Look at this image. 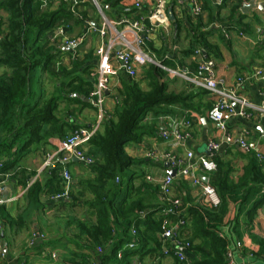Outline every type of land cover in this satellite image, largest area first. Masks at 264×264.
<instances>
[{"label":"crops","instance_id":"0c3cea01","mask_svg":"<svg viewBox=\"0 0 264 264\" xmlns=\"http://www.w3.org/2000/svg\"><path fill=\"white\" fill-rule=\"evenodd\" d=\"M1 1V0H0ZM44 1L41 10L58 9L61 6L71 7L77 14V18H71L68 24L62 23L56 30L46 33L49 45L55 46V60L62 61L63 65L71 69V60L77 57L83 61V66L77 69L76 73L88 72L85 75L88 80L95 83L92 72L95 69L98 57L95 49L102 42L98 32L87 27L86 22L101 27L104 21L118 22L125 18H138L147 15L155 6L156 0H145L140 9L134 7L133 0H38ZM96 1V2H95ZM168 8L173 9V19L167 29L157 28L149 35L148 49L160 50L167 46L172 55L166 67L186 73L191 78L201 76L199 62L202 58H212L215 61L216 78L222 88L233 90L247 102L255 106L261 105L264 100V79L250 78L238 86L239 77H245L261 68L264 72V0H201L203 11L194 15L189 0H167ZM249 5V7L244 5ZM170 18V17H169ZM8 15L5 10L0 9V21L6 24ZM65 23V24H64ZM3 24L2 28H5ZM3 36V34H1ZM81 38L83 41L73 51L69 47H60L63 37ZM173 37H176L174 43ZM151 50V49H149ZM192 50L185 54L184 51ZM197 50L201 54L196 53ZM159 61V60H158ZM161 62V61H160ZM6 71V67L0 64V74ZM167 80L169 91L184 93L187 96L185 104H172L163 107L164 112L160 114H149L145 123L152 126L151 133L146 135L140 143H129L125 146L126 152L133 158L139 160V164L131 167V172L136 175L133 181L135 186L142 183L157 188L158 191L144 190L145 199L150 202L165 203L161 197V181L164 177V166L145 157V152L151 149H165L159 133L165 125V119L174 117H185L192 121V138L186 147H176L181 154L187 149L194 152V160L208 154L207 143L210 140L221 142L217 155H223L234 161L236 168L235 176L240 173L241 168L248 163V158L242 153L237 142L228 144L225 142L227 135L233 136L236 140L245 135L249 141L257 145L256 155H261L264 160V114L254 111L252 117H233L225 128L213 121L208 116V110L217 100V95L211 91L198 86L192 81L175 75L168 70ZM143 69L139 71L135 79H139ZM38 75V71L36 72ZM124 71L120 70L117 77L111 82V90L107 92L105 99V116L113 112L116 104L118 90L123 80H130ZM145 85V83H142ZM52 84L45 80V87ZM53 90V85H52ZM49 92L50 90L47 89ZM76 95V94H74ZM89 98L87 99V101ZM238 108L239 105L235 104ZM61 116L67 122L79 126L91 127L97 122V109L95 107L81 108L77 103H60ZM73 110L66 114L65 111ZM101 126L99 130H101ZM71 131H69L70 133ZM58 136L49 139V143L41 146H33L25 151L19 159L18 164L8 170L9 179L3 191L6 206L14 219L23 216V221L16 226L4 225L0 219L2 239L5 257H0V264H75L81 262L82 256H88V263L96 260L101 264L100 253L97 248L89 250L85 248L87 238L80 233L75 220L87 223H95V215L83 204L85 197L75 205H72L70 198H61L58 195H51L43 192L39 195V201L29 206L27 199L28 189L36 181L48 189L50 178V167L44 166L49 153L56 151L61 140ZM85 150H94L87 144ZM250 153V152H248ZM92 155V154H91ZM96 159V155H92ZM217 157V156H216ZM73 175V182L76 183L80 177H89L91 168L76 158L69 164ZM199 176L209 177L211 183L212 174L204 173L197 169ZM60 176V175H59ZM150 177V180H147ZM208 181V179H207ZM25 182V183H23ZM175 193L186 196L193 203L209 206L208 200L202 191L201 186L193 185L190 177H177L175 181ZM91 195L87 194L89 198ZM184 202V198H183ZM249 204L242 209H235L233 215L239 214L237 220L227 223L226 230L231 236L229 249L234 252L237 264H264V259L248 254L256 250L253 236L264 237V202L256 208ZM233 217V216H232ZM230 217V218H232ZM231 220V219H230ZM242 246L239 248L238 243ZM165 246H173V240L163 242ZM160 259L154 261V257L146 256L143 261L133 259L138 264H175L173 254H164Z\"/></svg>","mask_w":264,"mask_h":264},{"label":"trees","instance_id":"16d2710c","mask_svg":"<svg viewBox=\"0 0 264 264\" xmlns=\"http://www.w3.org/2000/svg\"><path fill=\"white\" fill-rule=\"evenodd\" d=\"M42 4L44 1L38 3V0L0 1V9L8 15L6 24L0 21V64L6 67L0 74V173L3 174L14 168L31 147L47 144L52 137L65 138L76 129L61 116L60 103L66 101L67 104L77 103L81 108L93 107L87 101L93 88L85 76L88 70L76 73L84 65L83 61L74 57L72 68H66L55 60L56 48L49 45L46 38V33L56 30L63 19L68 24L77 14L64 5L41 10ZM173 41L176 42V37ZM149 49L163 65L171 58L172 52L167 46L160 50L149 46ZM38 70L37 86H33ZM167 76L165 69L149 63L139 79L122 81L113 112L104 117L102 129L89 142L94 150L89 149L88 154L97 156L90 166L91 175L73 182L69 195L71 204L78 205L85 197L83 204L96 218L92 224L75 222L87 238L85 248L104 250L101 264H134L135 258L143 261L150 256L155 261L164 256L160 234L165 219L163 210L169 203H149L145 199L144 190L158 189L145 183L135 186L133 181L140 175L129 171L139 160L130 156L125 146L140 143L151 133L152 126L145 123L149 114H160L164 112L163 107L186 103L184 93L169 91ZM45 80L53 85L52 91H47ZM242 155L248 158V163L237 176L233 160L223 155L216 157L217 170L211 177V185L217 189L221 200L218 207L193 203L183 196L186 223L181 226L177 239L184 247L187 261L175 256V264H228L229 240L222 228L233 218L238 219L239 214L233 215L235 209L251 203L252 208H256L264 202V160L254 152ZM50 171L47 190L37 181L29 187V206L37 204L43 192L51 195L64 192L59 167H52ZM13 178L15 175L11 174L9 179ZM87 194L91 196L88 198ZM170 218L177 220L175 216ZM0 219L5 226L14 227L24 222L23 216L14 219L10 215L6 202L0 204ZM2 232L4 230L0 231V240H3ZM133 238H136V246L130 248L127 244ZM253 240L257 247L253 254L264 259V237L253 236ZM88 259L84 254L82 261L75 264H87Z\"/></svg>","mask_w":264,"mask_h":264},{"label":"built area","instance_id":"2783aa9c","mask_svg":"<svg viewBox=\"0 0 264 264\" xmlns=\"http://www.w3.org/2000/svg\"><path fill=\"white\" fill-rule=\"evenodd\" d=\"M144 1L133 0L134 7L140 9ZM189 2L191 3L194 15H199L203 11L201 0H189ZM167 3V0H156L154 8L147 15L138 18H125L118 22L106 19L101 27L93 25L90 21L86 22L87 27L98 32L103 39L95 49L98 61L95 69L91 73L95 77V83L89 94V101L98 112L97 122L91 127L80 126L76 128L61 140L56 151L47 155L44 166L50 168L58 166L59 175L64 184V192L58 195V197L69 198L73 185V175L69 169V164L74 158L88 166H92L96 162V159L88 154L84 147L89 144L101 126L102 120L105 117L104 106L107 92H110L112 79L117 77L120 70L124 71L129 77L136 78L141 69L149 63H154L175 75H181L196 85L211 91L217 95V100L208 110V116L218 123L221 128H225L227 122L233 117H252L253 113L248 111L249 107L254 111L258 110L264 114V100L261 105L255 106L247 102L245 98L238 96L235 91H228L220 86L216 78L215 61L212 58L201 59L198 68L202 75L196 78H191L186 73L172 70L155 59L154 55L148 49V39L150 33L155 31V29H167L169 27L170 18L167 12ZM82 41L83 37L70 38L64 36L60 47H69L75 51ZM196 53L201 54V51L197 50ZM250 78L264 79L263 70L258 68L250 75L239 77L237 85L240 86L245 79ZM235 104L239 105L238 108ZM159 135L164 142L163 144L167 145V148L147 150L145 157L159 162L164 166V177L161 181V197L169 204L163 210L165 219L162 224L160 236L163 242L173 240L174 245L170 247L165 246L163 252L166 255L173 254L180 260L187 261L184 247L180 245V241L177 239L179 230L186 223V220L182 208L183 198L174 191L175 181L177 177H190L193 185L201 186L209 206L218 207L221 200L217 189L211 185L209 177L208 181H205L203 176L197 174L196 170L200 169L207 174H212L217 170L216 156L221 147V142L210 140L207 143L208 154L194 160L195 155L191 149H187L185 154H181L176 148L179 146L186 147L188 141L193 136L192 121L190 119L185 117L165 119V125L160 130ZM225 142L228 144L237 142L239 147L245 152L257 150L256 143L249 141L245 135L239 136L236 140L233 136L227 135ZM257 156L261 159L259 153H257ZM1 167L2 163L0 162ZM173 170H176L175 175L172 173ZM9 177V173H0V204L6 202L3 197V191L9 181ZM147 180H150V177ZM170 216L177 217V220L175 221ZM132 233L135 234L136 230L133 229ZM127 246L134 248L136 246V238H133ZM241 246L242 244L239 242L238 247L240 248ZM97 250L100 253L104 251L101 247H98ZM248 255L249 257L254 256L253 253ZM0 257H5L4 247L1 241ZM118 257H122V250L118 252ZM227 259L228 264H237L234 252L231 249H228ZM87 264H97V261L92 260Z\"/></svg>","mask_w":264,"mask_h":264},{"label":"rangeland","instance_id":"374dc122","mask_svg":"<svg viewBox=\"0 0 264 264\" xmlns=\"http://www.w3.org/2000/svg\"><path fill=\"white\" fill-rule=\"evenodd\" d=\"M58 62H60V63H62L63 64V62L62 61H58ZM40 70V69H39ZM38 70V75L40 74L39 71ZM36 74V73H35ZM38 75L37 76H35L34 75V77H33V86H37V78H38ZM46 89H49L50 91H52V85L49 87V88H46ZM134 167V166H133ZM132 170L130 169V171L129 172H131ZM128 175H129V173H128ZM127 175V176H128ZM222 231L224 232V234H225V236L228 238V240H229V242H230V239H231V236L229 235V232L226 230V226H224L223 228H222Z\"/></svg>","mask_w":264,"mask_h":264},{"label":"water","instance_id":"95a60500","mask_svg":"<svg viewBox=\"0 0 264 264\" xmlns=\"http://www.w3.org/2000/svg\"><path fill=\"white\" fill-rule=\"evenodd\" d=\"M245 6L249 7V5H247V4L244 5V7H245ZM167 12H168V15H169L170 19L172 20V19H173V16H174V14H173V9H172V8H168V11H167ZM166 166H167V164H166ZM172 173H173V175H175V174H176V170H173ZM207 179H208L207 177H204V180H205V181H207Z\"/></svg>","mask_w":264,"mask_h":264}]
</instances>
